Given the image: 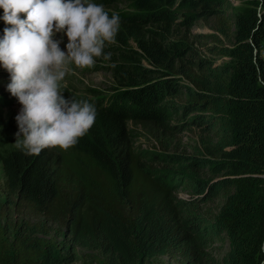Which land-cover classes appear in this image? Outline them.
<instances>
[{
    "label": "trees",
    "instance_id": "obj_1",
    "mask_svg": "<svg viewBox=\"0 0 264 264\" xmlns=\"http://www.w3.org/2000/svg\"><path fill=\"white\" fill-rule=\"evenodd\" d=\"M92 2L121 19L102 67L116 85L93 101L96 121L73 147L0 153V264H73L80 249L101 264H154L164 255L178 264H264V0L236 21L229 0ZM212 18L216 33L187 34ZM196 44L231 61L216 64ZM168 96L178 102L163 105ZM128 120L170 151L159 158L176 169L155 175ZM184 129L199 134L192 153L177 149ZM215 199L217 210L208 205Z\"/></svg>",
    "mask_w": 264,
    "mask_h": 264
},
{
    "label": "clouds",
    "instance_id": "obj_2",
    "mask_svg": "<svg viewBox=\"0 0 264 264\" xmlns=\"http://www.w3.org/2000/svg\"><path fill=\"white\" fill-rule=\"evenodd\" d=\"M0 8V28L10 25L0 38V64L10 80L0 77V87L7 86L22 106L14 147L26 155L67 150L92 128L97 109L87 100L66 98L61 82L69 64L89 68L105 55L106 42H115L120 16H110L92 0H0ZM58 33L67 36L66 51L62 38H55ZM0 99L12 101L3 94Z\"/></svg>",
    "mask_w": 264,
    "mask_h": 264
},
{
    "label": "rangeland",
    "instance_id": "obj_3",
    "mask_svg": "<svg viewBox=\"0 0 264 264\" xmlns=\"http://www.w3.org/2000/svg\"><path fill=\"white\" fill-rule=\"evenodd\" d=\"M230 8L227 12L229 18L233 21H236L240 15L248 14L249 10L255 7V0H229ZM2 9V8H0ZM106 10H113V7L110 9L108 7ZM120 10H128L126 5H118ZM3 11V9H2ZM21 18H24V14H20ZM4 27L0 28V38L3 37V30L5 27H10L5 22L3 23ZM214 19H198L196 20L190 28V31L187 32V29H184V32L187 34H208V33H216L213 28ZM236 31L233 29L232 36L233 37H224L222 36L223 43L225 45H232L234 42V36ZM57 39L62 38V43L60 47L62 50L66 51V44L68 43L67 36L62 33H58L55 37ZM194 37H191L190 41H192ZM111 44V43H110ZM106 42L105 48L110 45ZM214 42L210 39H207V43L205 45L213 46ZM202 56L207 57L208 59H214L216 64L225 65L231 61V57L222 56L218 53H212L210 50L206 48V46L201 44H196ZM262 52L264 53V45L262 47ZM96 63L94 66L89 68H78L74 64L68 65V73L66 74L64 80L61 82V90L64 92L66 98L75 95L83 96L86 95L89 99L90 103H94L98 94L104 92L105 94L108 91H113L112 87L115 86V82L111 73L102 68L104 65H107L108 59L103 55L101 57L95 58ZM107 61V62H106ZM0 77L4 79L10 80V75L6 69L3 68L2 64H0ZM64 85V87H62ZM69 90L67 93L66 91ZM95 90V91H93ZM0 94L10 96L11 102L10 104H5L3 106V113H1L0 117V153L5 149H9L14 146L15 143V134L18 131V125L16 122V116L19 114L20 108L22 107L17 98L12 96L11 93L7 90V86L0 87ZM83 94V95H82ZM173 102H178L177 98L172 96H168V98L162 103L163 105L172 104ZM171 112L170 114H172ZM176 116H173L174 118ZM175 120H172V122ZM132 131L133 134V144L135 149L140 151V155L143 161L147 164L149 168H154L156 170L155 175H159L161 171H167L176 169L173 166H168L166 162H163L162 158H159V154H165L170 151H165L162 149L158 139L154 137L151 133H149L148 129L141 124H136L132 120H128L126 123ZM199 138V134L195 129H184L181 132L177 133L178 143L180 147L177 148L181 151L183 148L187 149L188 153H192V145L195 144L196 139ZM174 148V149H175ZM172 151V150H171ZM164 152V153H162ZM154 170V171H155ZM203 177L209 179L211 178L209 174L202 172ZM6 177L4 174L3 162L0 159V212L6 213L5 206H2L7 199V190H6ZM179 196L188 197L187 193L179 192ZM221 199H215L214 201H208V205L213 206L216 210L218 209L219 203H221ZM13 219H17V215L13 216ZM3 220L0 217V222ZM220 245V244H219ZM218 256L225 253L228 250V244H224L223 246H217ZM98 254L95 252H91L86 249L79 250V258L73 264H101L98 261ZM154 264H178V261L173 257L168 255L159 256L152 260Z\"/></svg>",
    "mask_w": 264,
    "mask_h": 264
},
{
    "label": "bare ground",
    "instance_id": "obj_4",
    "mask_svg": "<svg viewBox=\"0 0 264 264\" xmlns=\"http://www.w3.org/2000/svg\"><path fill=\"white\" fill-rule=\"evenodd\" d=\"M8 26H10V25H8Z\"/></svg>",
    "mask_w": 264,
    "mask_h": 264
}]
</instances>
